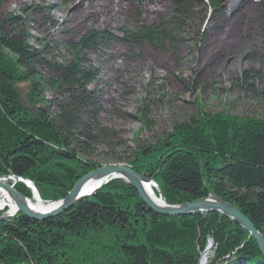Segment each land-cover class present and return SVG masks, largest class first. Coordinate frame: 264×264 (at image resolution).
Here are the masks:
<instances>
[{
	"label": "trees",
	"instance_id": "trees-1",
	"mask_svg": "<svg viewBox=\"0 0 264 264\" xmlns=\"http://www.w3.org/2000/svg\"><path fill=\"white\" fill-rule=\"evenodd\" d=\"M71 1L57 0L60 8ZM198 1L205 20L220 11L218 0ZM186 2L172 0L171 13L157 24H141L134 32L121 28V38L90 31L65 45L67 57L49 52L41 41L34 45L29 9L0 15V176L30 181L42 201L57 202L78 180L103 167L89 160L97 147L111 152L126 144L112 146L115 131L100 122L101 71L87 55L111 42L133 49L149 45L159 53L185 44ZM4 4L0 0V10ZM202 38L203 33L197 41ZM45 72H50L47 81ZM138 113L141 124L150 127L147 103ZM150 146L127 148L126 158L111 152V160L153 179L168 205L213 193L236 206L264 236V119L211 115L199 107L196 118L175 125ZM16 190L32 199L25 185ZM8 220H0V264H199L210 241L215 248L209 264H264L257 243L227 217L158 215L123 180L56 218L37 222L17 213Z\"/></svg>",
	"mask_w": 264,
	"mask_h": 264
},
{
	"label": "rangeland",
	"instance_id": "rangeland-1",
	"mask_svg": "<svg viewBox=\"0 0 264 264\" xmlns=\"http://www.w3.org/2000/svg\"><path fill=\"white\" fill-rule=\"evenodd\" d=\"M4 1L0 15L29 9L34 45L41 41L49 52L63 57L66 44L78 42L90 31H108L121 38V28L134 32L141 24H157L172 10V0H72L61 8L57 0ZM183 1H188L189 20L185 44L159 53L149 45L133 49L111 42L87 55L89 64L101 71L100 122L115 131L112 146L126 144L111 148L116 158H126L124 151L135 145L154 146L175 125L196 118L199 107L211 115L264 119V0H218L220 11L207 15V20L201 2ZM37 6L40 9L33 13ZM202 33L205 38L198 42ZM48 73L42 74L45 81ZM45 94L51 100L53 93ZM146 103L150 127L138 118L139 107ZM111 152L100 145L88 159L114 166ZM42 202L47 207L54 203ZM9 213L3 214L6 221L15 216ZM210 242L211 251L215 246Z\"/></svg>",
	"mask_w": 264,
	"mask_h": 264
},
{
	"label": "water",
	"instance_id": "water-1",
	"mask_svg": "<svg viewBox=\"0 0 264 264\" xmlns=\"http://www.w3.org/2000/svg\"><path fill=\"white\" fill-rule=\"evenodd\" d=\"M113 180H123L127 184L131 185L137 191L142 202L152 212L158 215L178 217L194 215L197 213L217 212L222 216L227 217L232 222L236 223L249 233L252 239L257 243L259 251L264 257V236L256 229L254 224L237 209L236 206L224 201L222 198L216 196L213 193H209L206 198L200 199L196 202L175 206L168 205L163 200L162 193L153 179L139 175L127 165L103 166L87 174L76 182V184L64 199L54 202L53 204H56L57 207L47 213H41L39 211L33 210L30 205V200L16 190L17 184L22 183L26 185L25 181L27 180L14 175L0 176V191H2L8 197V199L15 207V214L20 213L30 220L44 222L60 216L62 213L72 209L81 201L93 197L107 183ZM32 185L34 184L32 183ZM151 185L158 192V199L156 200L153 199L148 192V188ZM92 188L94 189L90 192V194L85 195V192ZM34 191L38 194V191L37 189H35V187ZM31 193L33 197L34 194L32 190ZM38 198L40 199L39 196ZM6 207L7 208L5 209H10L11 206ZM3 210L4 208L0 210V212ZM6 216L7 214L5 215V218L1 217L0 220L7 219ZM208 251H210L209 248L205 250V253Z\"/></svg>",
	"mask_w": 264,
	"mask_h": 264
},
{
	"label": "bare ground",
	"instance_id": "bare-ground-1",
	"mask_svg": "<svg viewBox=\"0 0 264 264\" xmlns=\"http://www.w3.org/2000/svg\"><path fill=\"white\" fill-rule=\"evenodd\" d=\"M10 182H12V181H10ZM9 182V183H10ZM25 183H26V187L28 188H30L31 190H32V192H33V194H34V196H35V200H30L29 198V200H30V205H31V207L33 208V210H35V211H39V212H41V213H47V212H50L51 210H53L55 207H57V205L56 204H53V203H51L48 207L46 206L47 204H45V203H43L39 198H38V196H39V193L37 194L35 191H34V185H32V183L31 182H27V181H25ZM20 184V183H19ZM22 184V183H21ZM18 185V184H17ZM24 185V184H23ZM28 188V189H29ZM29 189V190H30ZM35 189H36V187H35ZM94 188H92V189H90V190H88V191H86L85 192V195H88V194H90V192L93 190ZM30 190V191H31ZM148 192L150 193V195L152 196V198L153 199H158V197L156 196V194H155V190H154V187L151 185V186H149V188H148ZM33 196V197H34ZM40 197V196H39ZM41 201V202H40ZM6 206H11L10 207V209H9V211H10V215H14L16 212V209H15V207L13 206V204L11 203V201L8 199V197L2 192V191H0V210H2L3 208L5 209V208H7ZM4 211V210H3ZM16 215V214H15ZM1 217H4L5 218V216L3 215V216H1ZM0 217V218H1ZM4 221H6V219L4 220ZM209 249H210V247H208ZM208 260H209V251L208 252H203V255L201 256V261H200V263L199 264H208Z\"/></svg>",
	"mask_w": 264,
	"mask_h": 264
},
{
	"label": "built area",
	"instance_id": "built-area-1",
	"mask_svg": "<svg viewBox=\"0 0 264 264\" xmlns=\"http://www.w3.org/2000/svg\"><path fill=\"white\" fill-rule=\"evenodd\" d=\"M210 244H212V242H210Z\"/></svg>",
	"mask_w": 264,
	"mask_h": 264
}]
</instances>
